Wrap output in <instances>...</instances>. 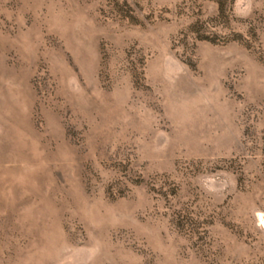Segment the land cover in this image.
I'll use <instances>...</instances> for the list:
<instances>
[{"label":"rangeland","instance_id":"rangeland-1","mask_svg":"<svg viewBox=\"0 0 264 264\" xmlns=\"http://www.w3.org/2000/svg\"><path fill=\"white\" fill-rule=\"evenodd\" d=\"M0 264H264V0H0Z\"/></svg>","mask_w":264,"mask_h":264}]
</instances>
